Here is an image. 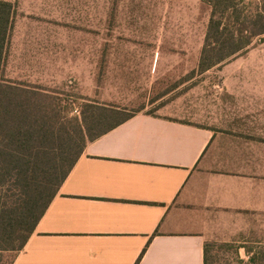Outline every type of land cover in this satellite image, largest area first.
Masks as SVG:
<instances>
[{"label": "rangeland", "instance_id": "obj_1", "mask_svg": "<svg viewBox=\"0 0 264 264\" xmlns=\"http://www.w3.org/2000/svg\"><path fill=\"white\" fill-rule=\"evenodd\" d=\"M10 1L16 18L6 79L58 95L62 118L79 120L86 103L123 114L144 106L141 112L214 129L224 151L264 155V42L198 73L208 21L201 0ZM23 193L13 188L9 199L21 203ZM202 208L213 264H248L243 246L264 247L261 217Z\"/></svg>", "mask_w": 264, "mask_h": 264}, {"label": "crops", "instance_id": "obj_2", "mask_svg": "<svg viewBox=\"0 0 264 264\" xmlns=\"http://www.w3.org/2000/svg\"><path fill=\"white\" fill-rule=\"evenodd\" d=\"M222 147L210 127L137 113L87 142L12 264H204L202 207L264 221V166H243L264 155Z\"/></svg>", "mask_w": 264, "mask_h": 264}, {"label": "trees", "instance_id": "obj_3", "mask_svg": "<svg viewBox=\"0 0 264 264\" xmlns=\"http://www.w3.org/2000/svg\"><path fill=\"white\" fill-rule=\"evenodd\" d=\"M201 1L208 21L198 73L264 42V0ZM15 18L14 3L0 0V264H12L24 248L87 142L145 108L123 114L117 107L86 103L79 120L66 119L61 117L63 102L58 95L7 80L5 62ZM13 188L23 189L21 203L9 199ZM243 247L248 264H264V247ZM213 263L205 242L204 264Z\"/></svg>", "mask_w": 264, "mask_h": 264}]
</instances>
